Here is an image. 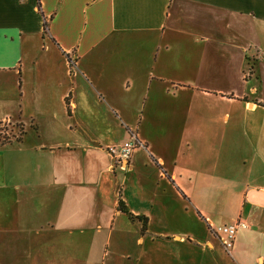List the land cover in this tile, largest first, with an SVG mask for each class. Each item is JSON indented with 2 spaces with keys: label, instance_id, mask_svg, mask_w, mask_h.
<instances>
[{
  "label": "crops",
  "instance_id": "1",
  "mask_svg": "<svg viewBox=\"0 0 264 264\" xmlns=\"http://www.w3.org/2000/svg\"><path fill=\"white\" fill-rule=\"evenodd\" d=\"M2 126L8 264H264V0H0Z\"/></svg>",
  "mask_w": 264,
  "mask_h": 264
},
{
  "label": "built area",
  "instance_id": "2",
  "mask_svg": "<svg viewBox=\"0 0 264 264\" xmlns=\"http://www.w3.org/2000/svg\"><path fill=\"white\" fill-rule=\"evenodd\" d=\"M70 66H72V61H69ZM142 147V143L138 138L131 134V136L119 145L106 147V152L114 159V161L119 163V168L121 170H126V161L131 157L132 153ZM125 162V165L122 164ZM247 228L246 222L238 218L233 223L225 224L217 227L210 228L214 236L217 237L222 249L225 253L230 254L234 243L236 240V235L239 230Z\"/></svg>",
  "mask_w": 264,
  "mask_h": 264
},
{
  "label": "rangeland",
  "instance_id": "3",
  "mask_svg": "<svg viewBox=\"0 0 264 264\" xmlns=\"http://www.w3.org/2000/svg\"><path fill=\"white\" fill-rule=\"evenodd\" d=\"M69 61H70V59H69ZM15 129V128H14ZM11 130V127H8V126H2L1 128H0V143H2V142H4L5 140H7L8 139V137H11V132L12 131H10ZM16 130V129H15ZM21 129L19 128V129H17L16 130V136L15 137H20V135H21V131H20ZM213 234V233H212ZM6 250H2V249H0V254H1V256H2V258H0V264H8L7 263V256H6ZM226 254V253H225Z\"/></svg>",
  "mask_w": 264,
  "mask_h": 264
},
{
  "label": "trees",
  "instance_id": "4",
  "mask_svg": "<svg viewBox=\"0 0 264 264\" xmlns=\"http://www.w3.org/2000/svg\"><path fill=\"white\" fill-rule=\"evenodd\" d=\"M45 27V26H44ZM69 60V59H68ZM10 137H8V139L7 140H5L4 142H2V143H0V144H4V143H6V142H9L10 141ZM15 140H20V137H16L15 138ZM118 207L120 208V210L121 211H124L125 210V208H124V206H123V204L121 203V201H119V204H118ZM127 215L129 216V218L130 219H134V218H136V219H138V220H142L143 221V226H144V222H145V219H140V218H137V217H132L128 212H127ZM143 231L145 230V229H142Z\"/></svg>",
  "mask_w": 264,
  "mask_h": 264
}]
</instances>
